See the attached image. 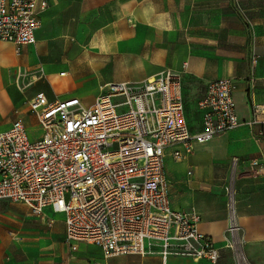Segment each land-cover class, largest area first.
I'll return each instance as SVG.
<instances>
[{
    "label": "built area",
    "instance_id": "2783aa9c",
    "mask_svg": "<svg viewBox=\"0 0 264 264\" xmlns=\"http://www.w3.org/2000/svg\"><path fill=\"white\" fill-rule=\"evenodd\" d=\"M48 7L45 0H0V41L17 47L35 44L40 15ZM183 85V73L172 70L139 84L111 83L90 108L78 98L49 102L37 94L29 106L42 126L39 139L29 138L21 120L0 130V201L26 205L38 219L47 207L64 214L71 253L87 243L110 258L157 252L164 259L217 264L222 248L200 230V215L172 208L164 160L171 148L182 147L173 152L180 161L194 152L195 143L242 126L234 103L236 82L208 83L198 103V132L191 131L185 117ZM260 160H252L256 176L264 175V157ZM239 164L240 158L232 157V177L225 187V248L235 264H252L239 223Z\"/></svg>",
    "mask_w": 264,
    "mask_h": 264
},
{
    "label": "crops",
    "instance_id": "0c3cea01",
    "mask_svg": "<svg viewBox=\"0 0 264 264\" xmlns=\"http://www.w3.org/2000/svg\"><path fill=\"white\" fill-rule=\"evenodd\" d=\"M45 1L48 2L49 7L46 12L40 15L41 27L37 30L35 44L17 47L3 42L13 46L16 57L4 52L0 53V82L18 76V72H22L23 69L29 67L25 61L30 58L32 48L36 47L40 50L43 47L44 49L48 48L54 38H64L67 41L70 39L73 41L76 39L82 40L86 36L85 29L92 25V23L87 24V21L91 19L88 17L89 13H93L95 16V13H98L105 5H108L109 8L118 9L119 7L121 8L120 4H126L127 2L126 0ZM128 1V9L135 11L137 0ZM208 6L212 9H217V7L224 5L213 0L212 2L209 1ZM230 6L233 7V4L231 3ZM241 8L252 19L253 24L258 27L256 37L250 42L246 51L243 52L242 59L239 61L235 59L229 63L226 71L220 74H217L212 63L204 62L198 72L200 81H202L201 85H192L187 88L186 84L189 79H184L183 77L182 93L187 123L192 132H198L202 130V115L199 112L198 103L205 96L208 83L225 78L234 79L236 82L234 103L236 104L237 116L242 126L231 132L221 134L210 142L195 143L194 152L180 161L173 158V152L182 147L171 148L167 151L164 160L165 176L169 187L168 195L170 196L172 208L180 211L196 212L200 215V230L212 239L216 247L222 248V258L217 264H235L232 251L225 248L226 228L228 226L225 187L232 177L231 159L234 156L240 158V164L236 172L235 188L237 191L239 223L242 228L244 250L252 264H264V175H254L255 167L252 165L253 159H261L260 161L263 162L264 157V29L259 30V27H264V0H241ZM95 20V17H93L92 21ZM101 29L102 27L96 28V31ZM93 35H97L96 32ZM201 39L207 38H200V44ZM203 47L207 46L204 44ZM198 51L203 57L214 58L218 55L214 49L207 50V48H202V50ZM89 53L87 55L91 56ZM41 54H44L43 51H41ZM99 58H102V56ZM76 65H78L76 61L72 64L68 59L57 64H51L49 66L50 87H44V92L34 93L35 95L27 100L28 107L25 114L16 116L14 121H9L4 116H0V129L8 130L15 121L21 120L26 126L29 138L37 140L43 134L42 126H40L36 115L29 106L30 99L37 96V94H45L49 102L78 98L83 105L90 108L94 105L98 96L101 95L106 85L111 83H133L146 77V75H142L139 78L108 79L106 82L99 84L95 98L91 99L92 103L87 104L84 98H89L91 95L75 78L74 67ZM164 70L181 72L173 67H163L144 81ZM53 79L58 81L55 80V82ZM59 79L70 80L67 87H64L59 82ZM72 87L73 90H70ZM53 88H56V92ZM198 92L201 97L193 103L195 113L192 114L188 109L185 95L188 94L194 100ZM257 109H259V113H256ZM191 115L194 117H191ZM250 122L254 123L250 126ZM33 126L36 127L35 129H39L40 132L34 138L30 136V129ZM20 205L24 206L30 213V209L26 205ZM39 219L50 227L63 220L65 225L63 236V249L66 253L65 264H121V262H125L124 259L131 257L115 256L112 257V260L105 261L93 255L96 249H102L87 243H80L78 250L75 253H71L70 247L65 240V215L55 213L52 208L47 207L44 209L43 218ZM153 256L148 255L147 260L144 259L147 256L136 255L132 256V258H142V264H213L207 259L195 260L190 257L180 256H169L164 259L161 255L157 258ZM117 258L123 261L120 262Z\"/></svg>",
    "mask_w": 264,
    "mask_h": 264
},
{
    "label": "rangeland",
    "instance_id": "374dc122",
    "mask_svg": "<svg viewBox=\"0 0 264 264\" xmlns=\"http://www.w3.org/2000/svg\"><path fill=\"white\" fill-rule=\"evenodd\" d=\"M126 1L118 9L105 5L95 16L89 13L91 19L87 24L92 25L85 29L86 36L82 40L54 38L48 48H32L30 58L25 61L29 67L18 76L0 82V116L14 121L16 116L24 115L27 100L38 92H44V87H50L49 66L65 59L72 64L75 61L78 63L74 67V75L91 95L84 98L89 104L95 98L100 83L142 75H146L147 79L163 67L181 71L184 79H189L187 88L201 85L198 72L204 62L212 63L217 74L224 73L229 63L242 59L243 52L258 33V27L242 10L241 0H214L224 5L217 9L208 6L213 0H137L135 11L128 9L129 1ZM93 17L95 21H92ZM100 27L102 29L96 31ZM95 32L97 35L92 36ZM202 37L207 39H201L200 44ZM204 44L207 47H203ZM202 48L214 49L218 55L203 57L198 51ZM1 52L16 57L13 46L3 42H0ZM88 52L91 56L87 55ZM145 79L133 83H143ZM69 81L59 79L64 87ZM53 90L56 92V88ZM199 97V92L194 100L185 95L192 114L195 113L193 103ZM121 101L114 99V103ZM35 128L30 129L32 138L40 134ZM64 233L63 220L50 227L31 216L24 206L0 201L1 264H65ZM93 255L105 261L112 260L99 249ZM149 255L160 257L157 252ZM117 260L123 261L120 258ZM124 260L121 264L143 262L142 258L132 256Z\"/></svg>",
    "mask_w": 264,
    "mask_h": 264
}]
</instances>
